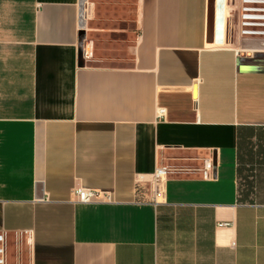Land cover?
I'll return each mask as SVG.
<instances>
[{"label":"crops","instance_id":"0c3cea01","mask_svg":"<svg viewBox=\"0 0 264 264\" xmlns=\"http://www.w3.org/2000/svg\"><path fill=\"white\" fill-rule=\"evenodd\" d=\"M216 1L0 0L8 264H264V51Z\"/></svg>","mask_w":264,"mask_h":264},{"label":"built area","instance_id":"2783aa9c","mask_svg":"<svg viewBox=\"0 0 264 264\" xmlns=\"http://www.w3.org/2000/svg\"><path fill=\"white\" fill-rule=\"evenodd\" d=\"M84 12L79 14V22L84 21ZM236 30L239 36L256 41L255 45H250L247 49L250 51L263 50L264 51V0H238L236 5L235 16ZM230 26V25H229ZM88 53L83 51L85 58H88ZM212 161L206 159L203 161L202 174L208 177L211 171ZM167 169L165 167H156L150 179V200L155 202L157 197L162 193L163 182ZM143 191L145 188L135 183L134 194L140 197L143 201ZM71 196L73 201L78 203H92V202H109L111 195L105 191L77 186L72 188ZM7 240L6 231L0 230V264H8L7 258Z\"/></svg>","mask_w":264,"mask_h":264},{"label":"rangeland","instance_id":"374dc122","mask_svg":"<svg viewBox=\"0 0 264 264\" xmlns=\"http://www.w3.org/2000/svg\"><path fill=\"white\" fill-rule=\"evenodd\" d=\"M229 2H230V3H234V2H235V0H229Z\"/></svg>","mask_w":264,"mask_h":264},{"label":"bare ground","instance_id":"6f19581e","mask_svg":"<svg viewBox=\"0 0 264 264\" xmlns=\"http://www.w3.org/2000/svg\"><path fill=\"white\" fill-rule=\"evenodd\" d=\"M219 0H217L216 2H218ZM218 8H220V7H218ZM218 12V11H217Z\"/></svg>","mask_w":264,"mask_h":264}]
</instances>
